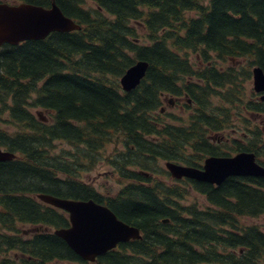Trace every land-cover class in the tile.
I'll return each instance as SVG.
<instances>
[{
  "label": "trees",
  "instance_id": "16d2710c",
  "mask_svg": "<svg viewBox=\"0 0 264 264\" xmlns=\"http://www.w3.org/2000/svg\"><path fill=\"white\" fill-rule=\"evenodd\" d=\"M18 1L44 7L51 2ZM91 1L90 9L83 0H55L80 30L0 47V121L15 129L0 128V147L15 154L0 161V264L82 260L52 232L69 226L67 213L40 201L39 193L93 199L139 228V239L118 244L96 264H242L249 256L259 263L264 242L255 226L241 237L220 234L219 228L234 224L235 217L264 213L263 177H230L215 189L186 180L205 194L208 207L201 209L179 204L185 190L150 175L157 160L201 167L207 156L227 155L211 135L238 112L245 126V114L264 112L256 97L242 100L252 68L264 72V0ZM136 22L149 44L133 38ZM190 53L206 64L195 68ZM137 59L148 62L146 74L123 91L119 77ZM184 94L193 100L186 123L158 119L163 96ZM251 95L257 96L253 89ZM33 109L46 112L47 121ZM248 135L253 144L236 148L263 159L264 147L256 145L262 132ZM116 139L122 150L104 158L126 183L104 196L79 177ZM58 141L74 145L76 153L57 150ZM23 225L51 230L24 237ZM229 245L245 247L244 256L218 259L217 247ZM8 251L18 253L17 261L4 256Z\"/></svg>",
  "mask_w": 264,
  "mask_h": 264
},
{
  "label": "water",
  "instance_id": "95a60500",
  "mask_svg": "<svg viewBox=\"0 0 264 264\" xmlns=\"http://www.w3.org/2000/svg\"><path fill=\"white\" fill-rule=\"evenodd\" d=\"M81 25L65 15L55 0L48 7L28 2L9 4L0 1V47L3 44L17 45L27 40H40L52 32L80 30ZM148 62L137 59L119 77L124 91L139 85L146 74ZM253 90L264 92V72L259 66L251 70ZM264 100V94L260 96ZM39 113V112H38ZM14 153L0 148V161L14 158ZM164 165L171 177L189 178L211 184H220L229 176L249 175L264 177V167L255 161L251 152L242 151L232 156L210 155L202 167H194L173 161ZM42 202L64 210L69 226L53 229V234L65 241L68 247L82 260L94 262L96 258L118 244L141 237L140 230L119 219L106 205L93 199H71L39 193ZM163 221H166L164 219Z\"/></svg>",
  "mask_w": 264,
  "mask_h": 264
},
{
  "label": "rangeland",
  "instance_id": "374dc122",
  "mask_svg": "<svg viewBox=\"0 0 264 264\" xmlns=\"http://www.w3.org/2000/svg\"><path fill=\"white\" fill-rule=\"evenodd\" d=\"M6 1L9 3H12L14 0H1ZM16 2H19L18 0H15ZM15 3V2H13ZM83 5H85L86 8H93L94 3L91 0H83ZM132 26L134 28V31L136 32L137 36H134L137 40V43L139 44H149L150 40L147 37V31L142 28L140 22L132 23ZM190 60L194 63L195 68L202 67L206 64V62H201L200 60L197 61L195 58V55L189 54ZM227 65L228 63H220ZM223 65V66H224ZM232 65V64H230ZM243 83H245V91L244 95L242 96V100L246 98H250L255 100V97L257 99V96L251 95L252 88V78L249 80H245ZM189 100V101H188ZM172 101V103H171ZM193 108V100L189 96H170L165 95L161 98V104L159 106L158 112L155 114L159 116L158 119H160L163 122L169 123V124H175V125H181L186 123L187 117L192 112ZM162 109V111H161ZM34 113L38 115L39 119H41L42 115H47L45 113H37L36 109H33ZM234 112H237V109L234 110ZM43 115V116H44ZM246 122L248 123V126H245V124L240 120L239 112L237 115H234L231 118V123H229L226 127H224L221 130H218L216 133H213V137L217 138L220 137L221 134H225V137L230 138L228 141H221L220 144H218L217 139H214V144L219 146L221 152H225L228 154H232L236 151V143L242 144L246 146L248 144L249 139H242L241 138V132L250 134L253 129H261V122L260 118L256 119V123H252L251 119L252 116L249 114H245L243 116ZM48 119V118H47ZM44 120L43 117L41 119ZM0 128L6 129L8 131H14L15 129L11 127L7 122L0 121ZM235 128L238 129L237 133L233 135V131ZM221 131V132H220ZM233 135V137H232ZM236 141H234L233 139ZM260 145L262 144V140H264V134L260 135ZM57 150L66 149L73 153H76V148L74 145H70L68 143L58 141L56 142ZM120 150H122L121 147V141L120 140H113V142L108 146V148L99 155V161L95 162V165L90 169H83L81 170V174L79 179L81 182L92 186L96 191H98L100 194L104 196H113L115 195L119 189L126 183V181L121 177L117 171L111 168L110 164L107 162V160L104 157H109L113 154L118 153ZM118 151V152H117ZM120 153V152H119ZM155 169L156 172L154 174H151L150 176L152 178H155L156 180L164 183L168 186H176L180 187L181 190H185L183 199H177V202L183 206L195 204L198 206H201L204 203V197L200 196L199 194H196L195 191H193L191 188L187 186L186 182H178L177 179H174L171 177V175L168 173V171L165 168L164 161L163 160H157L155 161ZM208 202L205 203L207 205ZM248 222L252 225H255L257 227L263 228V220L258 218H252L248 220ZM22 230V234H25L29 231L31 232L33 230V226H26L23 225L20 227ZM4 256L8 259L17 261L19 258V255L17 252L8 251L4 254ZM2 256L0 255V259ZM15 264V263H14ZM46 264H76L74 262H68L63 260H52ZM88 264H96V262L88 263Z\"/></svg>",
  "mask_w": 264,
  "mask_h": 264
},
{
  "label": "flooded vegetation",
  "instance_id": "af4514ba",
  "mask_svg": "<svg viewBox=\"0 0 264 264\" xmlns=\"http://www.w3.org/2000/svg\"><path fill=\"white\" fill-rule=\"evenodd\" d=\"M13 2H15V3H18V2H16L15 0L13 1ZM12 2V3H13ZM21 43V42H20ZM19 43V44H20ZM18 45V44H17ZM264 92H259V93H256V95H257V99L260 101V102H264V100H261L260 99V96L263 94ZM183 96H186L185 94L183 95ZM189 101V100H188ZM171 103H172V101H171ZM161 111H162V109H161ZM251 116H252V119H251V122L252 123H256V119L257 118H260V122H261V129H260V131L262 132V134H264V112H258V113H255V114H250ZM41 119H42V117H41ZM44 119V118H43ZM259 130V129H258ZM233 131V135H235L236 133H237V131H238V129L237 128H235L234 130H232ZM221 132V131H220ZM213 135L214 134H212L211 135V138H212V144L214 145V146H216L215 144H214V141H216V140H214V139H217V142H218V144H220V142L221 141H228V140H230V138H228V137H225V134H221V136L220 137H217V138H215V137H213ZM233 135H232V137H233ZM249 135L248 134H246V133H243V132H241V138L244 140V139H249ZM235 139H237V138H234L233 140L234 141H236ZM248 142H250V143H252L253 144V142H252V140H249ZM218 144H217V147H219L218 146ZM262 144L263 145H260L259 143H257L256 145H260V146H262V147H264V140H262ZM1 148H3V149H5L4 147H1ZM242 151H247V152H250V151H248V150H240V149H238V148H236V151L234 152V153H232V154H228L227 153V155H214V156H232V155H235V154H237V153H239V152H242ZM255 161L258 163V164H260L261 166H263L264 167V158L263 159H261V158H259V157H255ZM201 167H202V165H201ZM200 167V168H201ZM230 177H235V179L236 178H242V179H246V178H249V177H253V176H249V175H235V176H229V177H227L226 179H228V178H230ZM264 178V177H263ZM189 178H181V179H179L180 181H182V182H185L186 180H188ZM225 179V180H226ZM191 180V179H190ZM224 180V181H225ZM197 181V180H196ZM224 181L223 182H221L220 184H211V183H208V182H204V181H199V182H202V184H201V187H205V186H212L214 189L215 188H217V187H219L222 183H224ZM187 183V182H186ZM187 186L189 187V188H191L193 191H195L193 188H192V185L191 184H189V183H187ZM195 193L196 194H199L200 196H203L204 197V203L201 205V206H199V208H201V209H206L207 207H208V204L207 205H205V203L207 202V200H206V197H205V194H203V193H200V192H198V191H195ZM258 217H260L263 221H264V213H262V214H260L259 216H257V217H254V218H258ZM253 217H249V216H245V215H241V216H239V218H234V224L232 223V224H228V225H224V226H220V228H219V233L220 234H225L226 232L227 233H232V234H237L238 236H243L244 234H246V232H247V229H250V227L251 226H255V225H252V224H250L249 222H248V220H250V219H252ZM42 226H35L34 228H33V230L31 231V232H29V231H25V232H27V233H25V234H22L24 237H31L32 235H34L35 233H37V232H39V231H42V230H45V228L46 227H42ZM246 228V229H245ZM255 228H257V232L259 233V234H261V236H262V238H263V242H264V222H263V228L261 229L260 227H257V226H255ZM38 229V230H37ZM244 230H246V231H244ZM224 231V232H223ZM41 233H44V231L43 232H41ZM224 237L227 239L229 236H227V235H224ZM230 238V237H229ZM228 238V239H229ZM245 239H247V238H245ZM246 250V248L245 247H231L230 245L228 246V247H226V246H218L217 247V249H216V253H217V256H218V259H219V257L221 256V255H223V256H225L226 258L228 257L229 259L230 258H240V257H242V256H244V251ZM249 260H250V256H249ZM247 258H246V261H245V263H242V264H252V262H250ZM64 261H67V260H64ZM68 262H73V261H68ZM74 263H76V264H88V262H85V261H83V260H78V261H75ZM200 264H233L232 262H229V261H224V262H221V261H216V262H214V263H212V262H204V263H200ZM257 264H264V252H263V255H262V257H261V260L259 261V263H257Z\"/></svg>",
  "mask_w": 264,
  "mask_h": 264
},
{
  "label": "bare ground",
  "instance_id": "6f19581e",
  "mask_svg": "<svg viewBox=\"0 0 264 264\" xmlns=\"http://www.w3.org/2000/svg\"><path fill=\"white\" fill-rule=\"evenodd\" d=\"M143 78H144V77H143ZM263 94H264V93H263ZM263 94H262V95H263ZM250 152L253 153L255 157H257L256 154H255L254 152H252V151H250ZM71 199H72V198H71Z\"/></svg>",
  "mask_w": 264,
  "mask_h": 264
}]
</instances>
